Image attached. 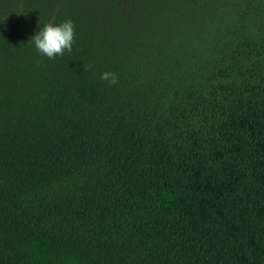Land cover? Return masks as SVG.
Instances as JSON below:
<instances>
[{
  "label": "trees",
  "instance_id": "obj_1",
  "mask_svg": "<svg viewBox=\"0 0 264 264\" xmlns=\"http://www.w3.org/2000/svg\"><path fill=\"white\" fill-rule=\"evenodd\" d=\"M0 264H264V0H0Z\"/></svg>",
  "mask_w": 264,
  "mask_h": 264
},
{
  "label": "clouds",
  "instance_id": "obj_2",
  "mask_svg": "<svg viewBox=\"0 0 264 264\" xmlns=\"http://www.w3.org/2000/svg\"><path fill=\"white\" fill-rule=\"evenodd\" d=\"M74 38L73 23L65 20L58 24L45 23L31 37L35 50L45 56L52 58L62 54L65 49H70ZM100 79L108 84H116L118 77L113 71H103Z\"/></svg>",
  "mask_w": 264,
  "mask_h": 264
}]
</instances>
